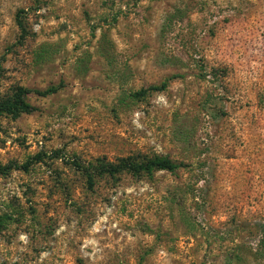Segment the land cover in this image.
I'll return each mask as SVG.
<instances>
[{"label":"rangeland","instance_id":"rangeland-1","mask_svg":"<svg viewBox=\"0 0 264 264\" xmlns=\"http://www.w3.org/2000/svg\"><path fill=\"white\" fill-rule=\"evenodd\" d=\"M57 85L0 116V166L49 156L0 176V264H264V0H0V99ZM124 157L179 167L69 163Z\"/></svg>","mask_w":264,"mask_h":264},{"label":"trees","instance_id":"trees-1","mask_svg":"<svg viewBox=\"0 0 264 264\" xmlns=\"http://www.w3.org/2000/svg\"><path fill=\"white\" fill-rule=\"evenodd\" d=\"M18 27L21 33H24L22 25L18 22ZM60 85L55 87H49L45 90H28L21 87H16L11 96L7 98L0 99V116L7 115L15 117L19 114H27L33 112L35 109L26 102V97L29 94H34L36 96L45 97L56 93L60 89ZM164 83H162L158 88H150V90H162L164 89ZM145 94L144 90L134 93L132 96L135 98L142 97ZM57 155V154H54ZM53 157V156H52ZM49 156L44 154H37L24 163L20 165L16 164H6L0 166V176L5 175L11 170H19L22 172H27L29 167L33 164L42 163V161ZM94 164H87L82 166L77 160H72L70 165L77 171H80L86 179L87 184L90 186L92 183V178L94 176H108L113 177L119 173L126 172L132 175H138L141 173L150 174L154 171H175L179 165L170 162L166 158L153 157L152 159L135 161L129 157L127 158H117L114 161H105L104 158L96 159Z\"/></svg>","mask_w":264,"mask_h":264}]
</instances>
